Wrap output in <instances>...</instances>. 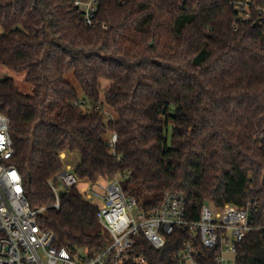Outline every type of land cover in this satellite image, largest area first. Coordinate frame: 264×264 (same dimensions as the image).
Segmentation results:
<instances>
[{"label":"trees","instance_id":"obj_1","mask_svg":"<svg viewBox=\"0 0 264 264\" xmlns=\"http://www.w3.org/2000/svg\"><path fill=\"white\" fill-rule=\"evenodd\" d=\"M238 1L98 0L87 27L73 0H0V65L31 87L23 94L0 78L11 163L56 248L94 255L108 243L76 186L52 207L47 183L70 154L80 183L119 176L144 209L167 192L183 194L195 217L205 204L255 200L264 224V27L234 22ZM182 241L175 232L156 251L140 236L131 252L175 264ZM199 264H213L212 253ZM236 264H264V230L245 236Z\"/></svg>","mask_w":264,"mask_h":264},{"label":"built area","instance_id":"obj_2","mask_svg":"<svg viewBox=\"0 0 264 264\" xmlns=\"http://www.w3.org/2000/svg\"><path fill=\"white\" fill-rule=\"evenodd\" d=\"M73 5L85 25L93 27L98 0H73ZM233 10L234 22H254L264 27V7L257 6L253 0L233 3ZM10 131L9 119L0 114V264H146L144 256L131 252L136 239L142 236L159 251L175 232L184 237L173 259L175 264H199L209 253L213 264H236L237 250L245 236L264 230V224L256 221L259 204L255 200L243 206L221 208L205 204L195 217L188 211L183 194L167 192L160 206L144 209L124 194L123 179L119 176L111 182L80 183L72 168L66 166L47 183L53 194L52 207L58 209L61 194L76 186L85 201L102 204L97 207L96 216L108 235V243L94 255L58 249L53 245L54 235L42 230L38 223L41 210H31L25 198L22 177L11 163L14 148ZM115 141L114 135L111 145ZM80 184L87 186L78 188Z\"/></svg>","mask_w":264,"mask_h":264},{"label":"rangeland","instance_id":"obj_3","mask_svg":"<svg viewBox=\"0 0 264 264\" xmlns=\"http://www.w3.org/2000/svg\"><path fill=\"white\" fill-rule=\"evenodd\" d=\"M3 77H11L14 80L15 86L17 87V89L23 93V94H30V92L28 90L31 89V87L25 83L23 81V76L20 74H15L14 72L4 68L3 66L0 65V78ZM67 80L71 83V85H73L77 90L78 86L76 85L72 74H67L66 75ZM110 82L108 81H101V88L99 90V94H100V103H103L104 101V94L106 93L108 87H109ZM105 109V113L107 115H111L110 111L111 109L107 106H104ZM63 157H65V155H63ZM79 161V156L77 154H70L67 156L66 160H65V164H64V170L66 169V166H69L70 168H73ZM83 186H87L86 184L83 185H78V188H81ZM58 190L61 191L62 187L60 184H58ZM89 203H91L92 205H94L95 207H101V203L98 201H90Z\"/></svg>","mask_w":264,"mask_h":264},{"label":"crops","instance_id":"obj_4","mask_svg":"<svg viewBox=\"0 0 264 264\" xmlns=\"http://www.w3.org/2000/svg\"><path fill=\"white\" fill-rule=\"evenodd\" d=\"M31 90V89H30ZM30 90H28L30 92Z\"/></svg>","mask_w":264,"mask_h":264}]
</instances>
